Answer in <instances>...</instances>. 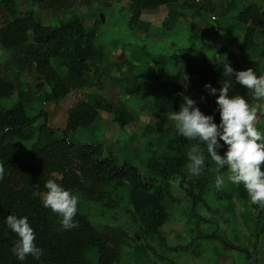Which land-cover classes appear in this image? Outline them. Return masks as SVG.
<instances>
[{
	"label": "trees",
	"instance_id": "16d2710c",
	"mask_svg": "<svg viewBox=\"0 0 264 264\" xmlns=\"http://www.w3.org/2000/svg\"><path fill=\"white\" fill-rule=\"evenodd\" d=\"M33 1L60 11L71 5V0ZM235 3L236 0H224V13L219 17L225 19L232 14V19L243 27L237 49L262 60L264 75V46L255 40L258 31L264 32L262 5L251 0L235 12ZM0 7L9 17L0 26V49L11 52L8 67L15 74L8 75V68L0 71V103L15 94L18 97L10 108L0 104V164L4 166V178L0 180V264H89L91 252L96 253L95 264H114L120 259L121 247L131 240L136 241V237L145 242L148 237L159 235L171 218L170 204L176 200L171 194V180L179 181V188L192 208L205 203L204 195L212 174L218 172L217 166L210 157H206L202 173L198 177L192 176L186 167L187 152L199 142L185 140L177 130L174 138L165 145L166 150L175 155L160 156L152 150L144 162L147 175L127 162L118 164L112 152L108 151L106 156L105 147L100 142L68 139L70 133L89 128L101 112L111 115L121 129L133 121L120 98L107 100L98 93L91 100L79 97L80 90L100 86L103 71H106L101 67L105 50L96 43L99 20L91 28H86L78 17L72 16L69 21L51 27L39 23L33 11L20 12L14 0H0ZM160 7H166L169 14L181 15L180 11L191 9L196 15L207 12L213 20L218 18V4L213 0H197L193 4H179L178 0H130L127 30L137 28L145 11ZM215 31L231 36L234 27L217 24ZM211 47L217 48L218 53L208 59V63H204V57L201 62L186 64L161 84L145 81L128 83L120 89L121 97H139L142 101L140 109L148 111L153 119L163 121L168 113L179 111L186 96L196 101V106L205 115L213 116L214 122L219 124L215 101L224 83L230 84L229 96L239 94L250 103L255 101L246 88L236 83L235 76L223 75L225 60L237 72L247 70L225 46L210 45L197 53L202 54ZM179 57L184 58L183 55L173 56L174 59ZM55 63L63 73L58 71ZM25 70H33L38 81L47 87V91L36 90L42 103L58 104L67 96L71 97L63 128L50 127L49 114L43 109L33 116L28 115L27 99L20 81ZM184 74L195 83L194 93L182 86ZM206 84L217 89L216 95L209 94ZM145 130L151 132L152 128L147 126ZM26 143L29 144V153L22 155L20 147ZM201 148L206 153V147L201 145ZM223 171L226 169L219 170ZM48 179L55 180L79 197L74 218L77 227L62 229L60 217L43 206L40 196H33L34 191H46L44 184ZM217 193L218 198L235 199L244 209L255 212L257 230L253 247L256 249L264 231V205H251L242 185H234L230 192L219 190ZM83 203L98 206L100 214L121 213L123 210L128 219L126 226L132 228L135 235H129L121 226H106L99 230L82 212ZM9 215L28 217L36 233L37 246L43 249L39 259L28 256L20 261L12 254L11 249L18 237L5 223ZM206 238L218 240L216 235ZM227 247L240 250L236 245L228 244ZM147 248L151 247L147 245ZM247 258L251 259V256Z\"/></svg>",
	"mask_w": 264,
	"mask_h": 264
},
{
	"label": "rangeland",
	"instance_id": "374dc122",
	"mask_svg": "<svg viewBox=\"0 0 264 264\" xmlns=\"http://www.w3.org/2000/svg\"><path fill=\"white\" fill-rule=\"evenodd\" d=\"M14 1L20 12L33 11L36 20L44 26L54 27L76 16L86 28H91L94 22L99 20L96 43L105 50L101 67L106 68V71H103L100 86L80 90L79 97L91 100L98 93L107 100L115 101L120 98L126 104L133 121L121 129L113 122L111 115L101 112L89 128L70 133L68 139L76 142H100L103 138L101 142L111 149L108 151L116 156L118 164L127 162L134 165L143 175L148 173L144 162L152 150L160 156L175 155L167 151L165 145L169 139L174 138L176 128L174 122L168 119H153L148 111L141 110L142 101L139 97H121L120 89L123 85L139 81L161 84L186 64L201 62L204 57V63H208V59L216 55L218 49L211 47L202 54L197 52L210 45L225 46L243 68H252L257 76L263 75L262 60L237 49L243 27L232 19V14L225 19L219 17L224 11V0H213L218 4L216 21L207 12L199 16L191 9L180 11L181 15H176L175 12L169 14L166 7L147 11L136 28L141 34L144 33L142 36L136 34V29L128 31L126 28L130 0H71V5L61 11L43 7L33 0ZM250 1L236 0L233 11H239ZM256 1L262 5L264 13V0ZM178 2L193 4L197 3V0ZM8 20V15L0 7V26ZM217 24L223 27L232 25L234 33L227 36L215 31ZM258 33L255 40L264 46V34L261 31ZM118 53L120 58H116ZM10 55V51L0 49V71L4 72L5 68H8V75L14 76V72L8 67ZM174 55H183L184 58L174 59ZM54 66L58 68L57 63ZM58 71L63 73L62 68H58ZM20 81L24 98L27 99L25 105L28 115L33 116L43 109L49 114L50 127L63 128L71 97L67 96L58 104L42 103L36 90L47 91V87L38 81L35 72L23 71ZM181 84L190 92L194 93L196 90L195 83L188 79V75L184 76ZM17 100L15 94L2 100L0 104L4 108H10ZM147 126L152 128L151 132L145 130ZM257 128L264 133L263 116L257 120ZM107 147L104 150L106 156ZM20 149L22 155H27L29 144L22 145ZM226 150V146L220 148L218 154L223 155ZM217 175H225V184L219 189L215 186ZM178 184L177 179L170 181L171 194L176 200L170 204L171 218L161 228L160 234L148 237L145 242L137 237L136 241H129L121 247L120 259L114 264H264V231L256 249L253 247L257 230L255 212L244 209L235 199L227 201L218 198L219 190L230 192L234 186L227 181L226 171L212 174L209 188L204 195L205 203L195 209ZM82 207V212L91 218L99 230L105 229L106 226H121L129 235H135L133 229L126 226L127 216L123 210L121 213L100 214V208L96 205L83 203ZM214 235L218 240L206 238ZM228 244L236 245L240 250L228 248ZM147 245L151 248H147ZM248 255L251 259L247 258ZM95 256V252L89 254V264H95Z\"/></svg>",
	"mask_w": 264,
	"mask_h": 264
},
{
	"label": "clouds",
	"instance_id": "9594fccd",
	"mask_svg": "<svg viewBox=\"0 0 264 264\" xmlns=\"http://www.w3.org/2000/svg\"><path fill=\"white\" fill-rule=\"evenodd\" d=\"M222 67L223 75L231 78L235 76L236 83L246 88L256 103H250L239 94L229 96L230 84L224 83L215 101L220 116L219 124L214 122L213 116L205 115L196 106V101L186 96L179 111L168 113L166 118L174 122L178 134L185 140L199 142L187 152L186 167L192 176L198 177L202 173L206 157H210L218 172L226 169L228 182L243 186L251 205H264V133L257 128V120L264 116V75L257 76L252 68L237 72L227 60ZM205 88L209 94L216 95L217 89L212 88L211 84H206ZM201 145L206 147V153ZM223 146L227 150L220 155L218 150ZM3 178L4 166L0 164V180ZM224 184L225 175H217V189ZM44 188L46 191H34L33 196H40L43 206L60 217L62 229L77 227L74 218L79 197L53 179H48ZM5 223L18 237L11 249L18 260L24 261L28 256L39 259L43 255L27 216L18 218L9 215Z\"/></svg>",
	"mask_w": 264,
	"mask_h": 264
},
{
	"label": "crops",
	"instance_id": "0c3cea01",
	"mask_svg": "<svg viewBox=\"0 0 264 264\" xmlns=\"http://www.w3.org/2000/svg\"><path fill=\"white\" fill-rule=\"evenodd\" d=\"M257 2L259 3V1H257ZM259 4H260V3H259ZM260 5H261V4H260ZM160 8H163V7H160ZM160 8H158V9H160ZM146 12H147V11H145V12L143 13V15H144ZM262 12H263V11H262ZM223 13H224V11L221 13V15H223ZM263 14H264V13H263ZM143 15H142V16H143ZM261 33L264 34V32H262V31H261ZM136 34L139 35V36H142V34L144 35V33L141 34V32H140L139 30H137V29H136ZM258 34H259V33L257 32V33H256V36H257ZM116 56H117L116 58H120V57H121L120 53H118ZM158 61H160V60H158ZM114 63H116V61H115ZM158 63H159V62H158ZM112 64H113V63H112ZM110 100H111V99H110ZM100 114H101V113H100ZM100 114H99V115H100ZM103 137H104V135H103ZM102 139H103V138H102ZM102 139H101V141H102ZM101 141H100V143H102ZM102 144H103V143H102ZM103 146H105V145H103ZM106 147H107V146H105V148H106ZM108 150H111V149H110L109 147H107V151H108Z\"/></svg>",
	"mask_w": 264,
	"mask_h": 264
}]
</instances>
